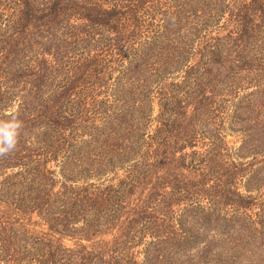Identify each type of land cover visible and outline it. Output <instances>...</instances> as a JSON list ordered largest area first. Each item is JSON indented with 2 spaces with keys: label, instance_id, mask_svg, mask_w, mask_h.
Segmentation results:
<instances>
[{
  "label": "trees",
  "instance_id": "16d2710c",
  "mask_svg": "<svg viewBox=\"0 0 264 264\" xmlns=\"http://www.w3.org/2000/svg\"><path fill=\"white\" fill-rule=\"evenodd\" d=\"M13 113L0 264H264V0H0Z\"/></svg>",
  "mask_w": 264,
  "mask_h": 264
},
{
  "label": "clouds",
  "instance_id": "9594fccd",
  "mask_svg": "<svg viewBox=\"0 0 264 264\" xmlns=\"http://www.w3.org/2000/svg\"><path fill=\"white\" fill-rule=\"evenodd\" d=\"M23 128V122L13 113L8 119H0V157L14 152Z\"/></svg>",
  "mask_w": 264,
  "mask_h": 264
},
{
  "label": "rangeland",
  "instance_id": "374dc122",
  "mask_svg": "<svg viewBox=\"0 0 264 264\" xmlns=\"http://www.w3.org/2000/svg\"><path fill=\"white\" fill-rule=\"evenodd\" d=\"M88 87V86H87ZM80 88H82V87H79L77 90L79 91V90H81ZM83 89H86V87H83ZM82 89V90H83ZM227 140H231V141H233V138L229 135V136H227ZM229 145H231V142L229 143ZM37 230H39V228H36ZM64 244L65 245H70L71 244V242L70 241H68V240H66L65 242H64Z\"/></svg>",
  "mask_w": 264,
  "mask_h": 264
}]
</instances>
